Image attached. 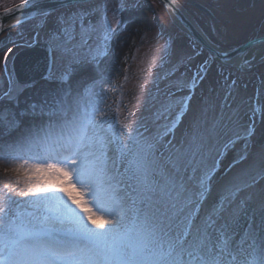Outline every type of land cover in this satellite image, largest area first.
Instances as JSON below:
<instances>
[{"label":"snow or ice","instance_id":"snow-or-ice-1","mask_svg":"<svg viewBox=\"0 0 264 264\" xmlns=\"http://www.w3.org/2000/svg\"><path fill=\"white\" fill-rule=\"evenodd\" d=\"M172 5L179 18L178 0ZM139 6L19 0L4 9L15 23L0 22V33L21 28V42L9 34L11 46L2 49L0 162L5 176L14 175L0 186V264H264V141L257 139L264 106L251 107L245 121L227 103L233 79L218 115L208 105L179 141L175 135L213 63L264 64V28L239 48L209 46L189 79L177 73L203 49L193 43L185 52L169 34L153 65L161 71L147 89L146 114L132 120L130 110L122 116L127 105L108 58L132 22L123 14ZM29 22L32 33L23 39ZM41 32L47 86L37 88L35 76L17 77L14 58ZM220 72L227 82L231 73Z\"/></svg>","mask_w":264,"mask_h":264},{"label":"rangeland","instance_id":"rangeland-1","mask_svg":"<svg viewBox=\"0 0 264 264\" xmlns=\"http://www.w3.org/2000/svg\"><path fill=\"white\" fill-rule=\"evenodd\" d=\"M191 1L192 0H180V2L184 4L186 10L190 13L189 15L194 16L200 22L214 47L225 50L248 39L252 31V28L251 30L248 28V23L237 26L235 30L232 27L234 21L239 22L247 19H237V17H239L237 14L229 12L230 6H233V4H231V0H220V3H222L221 10L216 11L215 9H212L216 16L219 14V22L204 16L196 8H193ZM195 1L206 5L209 0ZM214 1L216 3L217 0ZM262 1L264 2V0ZM15 2H19V0H0V9ZM139 4L140 6L135 10L136 13L129 11L123 14L124 19H128L132 22L128 23L127 29L121 30L114 40L112 44L114 54H117L115 43L119 42L118 45L124 46L122 50L119 51L120 54L116 59V56L113 58V55L108 58L109 64L115 59L113 67H115L116 71L113 72V79L116 82L115 86L123 92V105H127V110L122 109V116L127 115V111L130 110L135 113V116L130 117L132 120L137 119L142 114H146L144 102L146 99L147 89L152 88L150 81L157 72L161 71L159 67H154L153 65H158V57L162 54L161 46L163 45L164 40L168 38V35L171 34L176 37V43L180 45L185 52L190 53L192 51L191 45L193 43L198 47L192 38L188 36L186 37L185 33H183V31L180 30L175 23H173L172 19L158 0H139ZM150 4H152V6ZM238 7L241 8L242 6L239 5ZM134 14H136L137 19L133 18ZM258 15L260 14H257L255 17L257 18ZM256 18H254V21ZM227 19L229 22L226 21ZM29 24L30 27L33 26V22H29ZM161 24L166 29L163 38L158 36V33L161 31ZM17 32H19V30L14 28L6 34L2 33L0 35V39L11 34L19 43L21 42V37L16 35ZM31 33L32 31H30L27 35L24 34L23 39H29ZM44 39V33L41 32L39 41L44 42ZM3 52L4 51L0 52V73L3 71V57H1ZM206 56L207 53H204L202 56L195 57L189 64L181 67L177 75L183 73L184 79L191 78V76L198 70L199 65ZM125 57H127V59H125ZM216 65L217 66H215L214 63L211 65L205 78L199 82L198 87L192 94L190 111L185 115V118L177 126L175 131L176 139L178 141L181 139L188 122L194 115L198 114L206 106H214L215 114H219L221 106L225 103V96L229 91L228 85L231 84L229 79L226 82L224 80V76L221 75V67H224L222 69L225 71L231 72L232 75L240 81V83L233 86L232 96L227 100V103L230 104L233 109L240 111L245 121H247L248 117L251 115V107L264 106V102H256L251 99L253 89L245 87L248 83V79L254 78L253 74L245 72V68H242L241 66L220 67L219 64ZM168 67L169 66L166 65L164 71H167ZM125 75L128 77L127 81L124 80ZM38 81L39 83L37 88L47 86L43 80ZM146 82H148L147 88L142 87L146 84ZM165 83V81H162L160 87L163 88ZM111 86L112 85L110 84L105 85V87ZM0 87H2V83H0ZM182 94H187V91ZM116 99L117 96H112L110 103ZM208 114L211 117L213 115V111L210 110ZM257 128L258 141H264V125L258 123ZM240 147V145H237L235 150L229 152L224 157L221 164V170L226 168L232 162L233 157L236 155V152L239 151ZM4 183L6 182H3L0 179V186Z\"/></svg>","mask_w":264,"mask_h":264},{"label":"water","instance_id":"water-1","mask_svg":"<svg viewBox=\"0 0 264 264\" xmlns=\"http://www.w3.org/2000/svg\"><path fill=\"white\" fill-rule=\"evenodd\" d=\"M165 7L167 8L168 12L170 13L171 17L176 21V23L179 25V27L181 29H183L186 33H188L189 35H191L193 38H195L198 42H200L203 46H205L207 48V50L209 51V46H211L209 44V42L206 40L204 34L202 33L201 29L199 28L198 24L195 22V20L189 16L187 14V12L185 11V9L179 4L180 6V14H179V18H177V15L171 10V8L173 7L172 5V0H160ZM193 4H197V3H193ZM30 11L29 9H26L25 12ZM4 11L0 12V22H3L5 24L11 25L15 23V20L10 18V17H4L3 16ZM243 46V45H242ZM240 46V47H242ZM212 47V46H211ZM40 50H43L42 46L38 47ZM35 51L36 50H30L28 52H23L22 54H20L16 60H15V67H16V73L19 79H29L31 74L30 70H32L34 68V66L40 62L39 58L35 55ZM43 57L45 58L46 61V57L48 55L47 51L43 50L42 51ZM233 62H236L235 60H232ZM230 63V61H229ZM228 64V63H227ZM27 65H29L30 67H26ZM35 75V78H40V73L39 71Z\"/></svg>","mask_w":264,"mask_h":264},{"label":"flooded vegetation","instance_id":"flooded-vegetation-1","mask_svg":"<svg viewBox=\"0 0 264 264\" xmlns=\"http://www.w3.org/2000/svg\"><path fill=\"white\" fill-rule=\"evenodd\" d=\"M217 1L216 3L208 2L207 5L210 7V10L212 9H215L216 11L221 10L222 3H220V0ZM16 3L19 2H15L11 4H16ZM231 4H233V6H230L229 8L230 13L233 12L237 14L239 16L237 17V19H242V20L247 19L244 21L234 22L232 25L234 30L237 28V26L248 23V28L250 30L252 28V31L248 39H246V41L253 37L260 36L262 34L261 29L264 28V18L261 16L262 13H264V2L262 0H231ZM239 5L242 7L239 8L238 7ZM257 14L260 15H258V17L256 18L255 16H257ZM254 18H256L255 21ZM213 20L219 22L220 21L219 14H217V16L215 15V18ZM226 21L229 22L228 19ZM1 42L2 40H0V43ZM247 72L249 74H253L254 78H261L262 82L264 83V64H257V66L251 68L250 70L247 69ZM255 82H259V81H255Z\"/></svg>","mask_w":264,"mask_h":264},{"label":"bare ground","instance_id":"bare-ground-1","mask_svg":"<svg viewBox=\"0 0 264 264\" xmlns=\"http://www.w3.org/2000/svg\"><path fill=\"white\" fill-rule=\"evenodd\" d=\"M115 44H116V49H117L116 52H117V54H114V55H113V58L116 56V57H115V59H116L117 56H119V54H120L119 51L122 50V48H123L124 45H118L119 42H117V43H115ZM115 59H114L113 61H111L110 64H109V66L112 67L113 69H115V67H113V66H114V61H115ZM45 63H46L45 58L42 56V60L34 66L35 70H36V71H39V72H42V71H43V66L45 65ZM115 71H116V69H115ZM37 73H38V72H37ZM31 75H32V74H31ZM111 99H112V98H111ZM109 103H110V101H109ZM4 168H5V165L3 164V162H0V179H1L3 182H8V177L13 176L14 173H9L8 176H5V175H4Z\"/></svg>","mask_w":264,"mask_h":264}]
</instances>
